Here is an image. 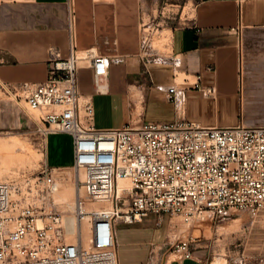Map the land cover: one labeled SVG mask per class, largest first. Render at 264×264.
<instances>
[{
  "label": "built area",
  "instance_id": "built-area-1",
  "mask_svg": "<svg viewBox=\"0 0 264 264\" xmlns=\"http://www.w3.org/2000/svg\"><path fill=\"white\" fill-rule=\"evenodd\" d=\"M148 28L142 22L141 46L151 58L158 52L144 33ZM67 43V55L48 62L44 81L11 85L7 93L39 113L45 138L70 136L72 168L84 173L82 196L72 216L47 210L46 201L58 186V168L48 163L24 187L0 181V264H119L115 235L120 224L137 225L154 216L157 227L165 220L175 227V218L190 225L203 222L205 212L224 222L236 212L255 216L264 210V126L206 127L178 118L97 129L93 103L79 92V65L90 60L98 86L113 60L91 49L80 55L71 5ZM167 93L182 115L185 88L172 84ZM120 180L128 185L119 187ZM87 203L99 206L87 208ZM83 216H88V243H82L79 230L68 242V218L80 222ZM169 245L168 255L192 257L191 239L176 238ZM146 264H161L155 245Z\"/></svg>",
  "mask_w": 264,
  "mask_h": 264
},
{
  "label": "crops",
  "instance_id": "crops-1",
  "mask_svg": "<svg viewBox=\"0 0 264 264\" xmlns=\"http://www.w3.org/2000/svg\"><path fill=\"white\" fill-rule=\"evenodd\" d=\"M70 5L77 50L91 49L113 60L98 86L90 60L79 65V92L93 103L97 129L116 128L104 116L115 99L127 107L126 124L184 118L206 127L264 126V0H197L191 16H182V10L167 15L157 22L163 39L167 36L166 52L151 58L142 53V0H0L1 92L44 81L48 62L67 55ZM172 84L185 88L182 115L167 93ZM209 88L212 93H205ZM53 138L67 152L58 166L70 165L72 140L67 134L47 135L48 161ZM169 229L166 220L157 227L154 216L141 224L118 225L119 264H146L152 245L161 264H213L209 244L200 238H187L192 257L168 255ZM252 251L243 264H264V233ZM225 264L238 262L227 259Z\"/></svg>",
  "mask_w": 264,
  "mask_h": 264
},
{
  "label": "rangeland",
  "instance_id": "rangeland-1",
  "mask_svg": "<svg viewBox=\"0 0 264 264\" xmlns=\"http://www.w3.org/2000/svg\"><path fill=\"white\" fill-rule=\"evenodd\" d=\"M196 2L197 0H142V22L146 27L149 26V30H145L144 33L148 34L151 45L158 53L166 52V45H164L165 39L161 38L163 34L157 22L166 18L167 15H175L176 13L178 15L181 10L182 16H191L193 5ZM171 3H178L179 7H172L169 5ZM162 7L165 8L162 9ZM161 12H163V15ZM104 112V116H106L107 119L110 118L116 128H122L126 124L128 115L127 107L121 100H113L110 105V111L108 107ZM41 127L42 124L37 111L29 110L23 99H15L7 92L4 93L0 91V149H2L0 150V156L3 157V160L4 158L6 160V162L4 161V165L6 166L1 165L0 162V181L15 180L24 187L26 185L25 181L34 182L40 177L44 163L58 168V170L54 172L58 190L54 191L49 203L46 201L45 206L47 210H52L67 217L73 214V210L71 211L64 208L67 199L63 197L65 193L62 192L61 195L59 192L61 189L67 190L66 188H71L69 184L72 183V186L73 181L77 184V189L79 191L83 174H81L82 178L78 177L77 171L72 168V163L67 166H58L63 165L62 163H64L67 157V152L63 150L62 143L59 139L56 140L53 138L49 141L48 161L46 138L41 133ZM1 139H3V142ZM19 143H21V145ZM23 146H25V148ZM8 149H10V151ZM15 149L17 150L15 151ZM3 151L4 154H9L10 160L8 156L4 157ZM3 166L7 170L4 169ZM73 173L77 175V179H73ZM95 204L97 207L99 206L98 203H87L86 207L91 208ZM87 217L86 220L88 224ZM203 217L204 221L202 223H191L190 225L183 224L179 218H175L174 222L176 226H170L169 229L170 239L174 241L176 238L187 239L191 237L207 241L213 263L217 261V264H225L227 259H237V262L240 260L245 262L249 258L251 252H253L252 250L257 246L258 236L264 233V210L258 211L255 216H250L247 212H236L230 217L232 219L223 223L213 222L209 212L203 213ZM70 218L74 220V218ZM234 219H236V221ZM74 222L77 224V232L80 222H78V220H74ZM74 237L75 235H66V240L68 242H74ZM218 259H220V261Z\"/></svg>",
  "mask_w": 264,
  "mask_h": 264
},
{
  "label": "bare ground",
  "instance_id": "bare-ground-1",
  "mask_svg": "<svg viewBox=\"0 0 264 264\" xmlns=\"http://www.w3.org/2000/svg\"><path fill=\"white\" fill-rule=\"evenodd\" d=\"M164 31V30H163ZM165 32V31H164ZM167 32V31H166ZM161 33H162V31H161ZM167 34V33H166ZM168 35V34H167ZM162 36V35H161ZM168 36H170V35H168ZM161 38H164V36L163 37H161ZM169 38V37H168ZM162 40V39H161ZM165 40H167V36L165 37ZM159 45V44H158ZM163 45V44H162ZM170 45V44H169ZM80 55H84V53H80ZM18 138V137H17ZM9 139V138H8ZM11 139H13V138H11ZM19 139V138H18ZM3 139H1V141H2ZM7 141V140H6ZM3 142V141H2ZM5 142V141H4ZM15 142V141H14ZM22 142V141H21ZM10 143H12V142H10ZM20 145H21V143H19ZM24 145V144H23ZM9 146H11V145H9ZM8 147V146H7ZM13 147H15V146H13ZM18 147V146H17ZM20 147V146H19ZM24 148H25V146H23ZM2 148V147H1ZM9 148H11V147H9ZM21 148V147H20ZM12 149V148H11ZM0 150H2V149H0ZM9 151H10V149H8ZM17 149H15V151H16ZM6 151V150H5ZM2 152V151H1ZM23 152V151H22ZM6 153V152H5ZM3 154H4V151H3ZM17 154V153H16ZM9 154L7 153V155L6 154H4V157H7ZM13 155H14V153H13ZM19 155V154H18ZM3 156V155H2ZM19 156H21V155H19ZM22 156H23V154H22ZM9 157V160H10V156H8ZM16 157V156H15ZM20 158V157H19ZM12 159V158H11ZM17 159V158H16ZM0 162H1V165H4V163L6 162V160H5V158H4V160H3V157H1L0 156ZM23 160V159H22ZM5 161V162H4ZM24 161V160H23ZM9 162V161H8ZM21 162V161H20ZM25 162V161H24ZM10 163V162H9ZM17 163V162H16ZM13 164V163H12ZM18 164V163H17ZM21 164H22V162H21ZM4 166H6V165H4ZM3 166V167H4ZM2 168V167H1ZM4 169H6L5 167H4ZM9 169V168H8ZM2 170H3V168H2ZM7 170V169H6ZM5 171V170H4ZM7 172V171H6ZM9 173V172H8ZM71 174V173H70ZM70 174H68V175H70ZM77 174H78V177H80V178H82V175L81 174H83V176H84V173H83V170H80L79 172L77 171ZM73 179L74 178H76L77 177V175L75 174V173H73ZM70 177V176H69ZM69 179H71V178H69ZM77 179V178H76ZM83 179V178H82ZM81 180V179H80ZM72 181V180H71ZM77 181V180H76ZM68 183H70V182H68ZM72 184V183H71ZM71 184H69L70 185V187L71 188H66L65 186H63V187H65L67 190H60V194L62 195V192L63 193H65V195H63V197H66V202H65V206H64V208H66V209H68V210H73L74 209V205H75V203H76V199H77V196H78V198L79 197H81L82 196V187L81 186H79V191H78V189H77V184L73 181V185L71 186ZM68 185V184H67ZM66 185V186H67ZM128 184H127V182L125 181V180H120L119 181V187H122V186H127ZM56 190H58V188L56 189ZM80 190H81V193H80ZM93 208H97V205L95 204V205H93L92 206ZM65 209V210H66ZM67 211V210H66ZM68 214V213H67ZM70 215V214H69ZM70 216H72V215H70ZM86 217L87 216H83L82 217V219H81V221H80V223H79V229H80V238H81V241H82V243L83 244H87L88 243V241H89V236L88 235H90L89 234V228H88V224H87V220H86ZM87 219H88V217H87ZM237 219V218H236ZM235 220V219H234ZM236 221V220H235ZM234 224H235V222H234ZM76 226H77V224H75V222H74V220L73 219H71V218H69L68 219V221H67V235H74V233H76ZM220 226V225H219ZM223 227V226H222ZM221 228V227H220ZM78 229V230H79ZM222 231V230H221ZM217 260V259H216ZM219 261H220V259H218ZM224 260V259H223ZM213 264H217V261L216 262H214Z\"/></svg>",
  "mask_w": 264,
  "mask_h": 264
}]
</instances>
